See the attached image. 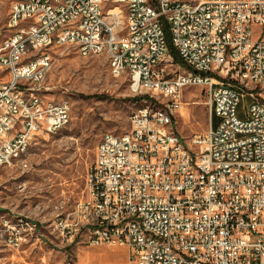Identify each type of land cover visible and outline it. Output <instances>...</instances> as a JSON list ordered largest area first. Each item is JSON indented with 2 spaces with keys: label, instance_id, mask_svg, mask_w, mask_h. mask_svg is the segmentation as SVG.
<instances>
[{
  "label": "built area",
  "instance_id": "obj_1",
  "mask_svg": "<svg viewBox=\"0 0 264 264\" xmlns=\"http://www.w3.org/2000/svg\"><path fill=\"white\" fill-rule=\"evenodd\" d=\"M7 25L0 165L29 167L36 137L71 120L69 101L55 108L44 94L52 45L106 54L115 77L149 95L127 131L102 135L90 197L54 218L62 244L126 246L129 264H264V0H15ZM192 85L216 123L187 142L173 123ZM42 234L0 216L11 249Z\"/></svg>",
  "mask_w": 264,
  "mask_h": 264
},
{
  "label": "rangeland",
  "instance_id": "obj_2",
  "mask_svg": "<svg viewBox=\"0 0 264 264\" xmlns=\"http://www.w3.org/2000/svg\"><path fill=\"white\" fill-rule=\"evenodd\" d=\"M14 1L0 0V40L12 31L7 23ZM49 48L54 64L44 94L54 101H69L71 120L57 133L42 132L36 137L28 153L29 167L0 165V209L37 221L43 233L17 250L0 243V264H84L82 255L92 245L85 237L70 246L62 244L54 218L61 209L71 210L90 197L87 172L102 135L127 131L130 115L149 97L135 94L126 76L115 77L106 54L84 57L74 45ZM182 99L173 128L190 142L215 120L201 86H187ZM163 100L156 97L154 101L162 104ZM108 256V264H119L114 254Z\"/></svg>",
  "mask_w": 264,
  "mask_h": 264
},
{
  "label": "crops",
  "instance_id": "obj_3",
  "mask_svg": "<svg viewBox=\"0 0 264 264\" xmlns=\"http://www.w3.org/2000/svg\"><path fill=\"white\" fill-rule=\"evenodd\" d=\"M110 253L114 254V258L119 264H129L130 250L128 247L120 245H92L82 255V259L84 264H108Z\"/></svg>",
  "mask_w": 264,
  "mask_h": 264
},
{
  "label": "bare ground",
  "instance_id": "obj_4",
  "mask_svg": "<svg viewBox=\"0 0 264 264\" xmlns=\"http://www.w3.org/2000/svg\"><path fill=\"white\" fill-rule=\"evenodd\" d=\"M41 91L42 89H33V96H42ZM55 108H62V101H55ZM139 114H140V107H138L132 112V115H139ZM21 215L23 214L17 213V215H15L13 211H8V210L6 211L0 209V216L4 223H10L12 225H16L18 226V228L33 226V221H34L33 219L29 218L28 216L23 217Z\"/></svg>",
  "mask_w": 264,
  "mask_h": 264
},
{
  "label": "trees",
  "instance_id": "obj_5",
  "mask_svg": "<svg viewBox=\"0 0 264 264\" xmlns=\"http://www.w3.org/2000/svg\"><path fill=\"white\" fill-rule=\"evenodd\" d=\"M168 40H169V44H170V50H171V53H172L173 56H174L175 61H176L177 63H183V61H182V59L180 58V56H179L177 50L173 47V44H172V42H171V37H170L169 32H168ZM214 120H215L214 123H216V119H215V117H214Z\"/></svg>",
  "mask_w": 264,
  "mask_h": 264
}]
</instances>
